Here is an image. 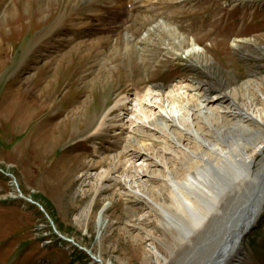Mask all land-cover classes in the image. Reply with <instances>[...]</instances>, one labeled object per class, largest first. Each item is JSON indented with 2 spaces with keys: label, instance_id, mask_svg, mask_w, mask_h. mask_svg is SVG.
<instances>
[{
  "label": "rangeland",
  "instance_id": "rangeland-1",
  "mask_svg": "<svg viewBox=\"0 0 264 264\" xmlns=\"http://www.w3.org/2000/svg\"><path fill=\"white\" fill-rule=\"evenodd\" d=\"M92 2L0 0V264H158L154 245L180 264L175 258L195 246H173L159 214L124 195L123 179L92 188L99 186L95 174L108 167L103 158L119 150L121 130L106 127L117 118L109 109L122 90L130 95L150 81L205 78L198 55L188 57L195 39L232 84L253 71L264 74V0ZM136 5L155 15L131 34L122 26ZM168 22L177 43L187 41L180 50L169 34L165 44L154 39ZM150 33L149 42L161 48L127 52ZM237 36L243 41L235 44ZM107 114L100 132L72 136L86 118L98 116L99 123ZM154 170L147 172L161 177ZM244 245L240 264H264V211Z\"/></svg>",
  "mask_w": 264,
  "mask_h": 264
},
{
  "label": "bare ground",
  "instance_id": "bare-ground-1",
  "mask_svg": "<svg viewBox=\"0 0 264 264\" xmlns=\"http://www.w3.org/2000/svg\"><path fill=\"white\" fill-rule=\"evenodd\" d=\"M92 1L87 0L89 4ZM135 7L127 18L122 16L131 22H123L128 23L121 25L123 31L131 34L155 15L143 14L140 6ZM99 9L97 6L92 11ZM171 26L168 22L167 31L158 29V34L150 33L129 44L127 52H144L150 49L148 45L159 49L157 46L167 42L168 34L176 44L180 36ZM153 35L154 39L160 36L159 43L149 42ZM235 41L237 44L243 40L238 37ZM186 42L177 43L178 50ZM197 45L200 42L195 39L187 50L188 57L198 55L205 78H182L175 84L150 81L130 95L122 90L109 109L117 113L115 121L106 124L110 114L100 118L99 123L98 116L86 118V127L76 128L72 136L86 130L100 132L106 125L121 130L117 133L119 150L103 158L108 167L103 166L95 174L99 186L92 188L97 192L103 180L111 177L115 181L123 179L127 187L124 195L159 214L164 232L173 237V246H195L180 264H189L200 246L206 248L202 253L207 258L204 264H240L247 255L242 211L248 203L241 196L247 181L256 183L264 170V74L253 71L232 84L225 75L218 74L213 58L205 57L208 49ZM20 120L19 117L17 123ZM149 167L161 177L149 175ZM252 209V221L257 223L264 211V200ZM107 212V208L102 209L101 217ZM99 227L103 228V222ZM153 252L156 263L176 264L155 245Z\"/></svg>",
  "mask_w": 264,
  "mask_h": 264
},
{
  "label": "water",
  "instance_id": "water-1",
  "mask_svg": "<svg viewBox=\"0 0 264 264\" xmlns=\"http://www.w3.org/2000/svg\"><path fill=\"white\" fill-rule=\"evenodd\" d=\"M247 187L245 188L242 196H241V200L243 201H248L247 205L245 204V208L242 211V215H243V223H246L245 228L243 229V240H245V236L247 234H249L252 229L255 227L256 225V221L254 222V220L252 221V219L254 218L252 211H253V207L259 203L260 201L264 200V170L261 173L258 181L256 183H251L249 182V180L247 181ZM22 197H24L21 194ZM45 212V211H44ZM47 214V212H45ZM203 253V252H202ZM201 252H197L195 254V257L192 258L189 261V264H204L206 262V257L202 254ZM186 254L181 255L180 257L175 258V262H180L182 261L184 258H186ZM213 262V260H212ZM188 264V263H187Z\"/></svg>",
  "mask_w": 264,
  "mask_h": 264
},
{
  "label": "trees",
  "instance_id": "trees-1",
  "mask_svg": "<svg viewBox=\"0 0 264 264\" xmlns=\"http://www.w3.org/2000/svg\"><path fill=\"white\" fill-rule=\"evenodd\" d=\"M77 248V247H76ZM79 249V248H78ZM79 252H82V249H79L78 250ZM86 259L88 260L89 259V257L88 256H86Z\"/></svg>",
  "mask_w": 264,
  "mask_h": 264
}]
</instances>
